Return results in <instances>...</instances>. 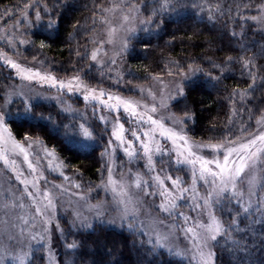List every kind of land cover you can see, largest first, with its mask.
Masks as SVG:
<instances>
[{"label": "trees", "instance_id": "1", "mask_svg": "<svg viewBox=\"0 0 264 264\" xmlns=\"http://www.w3.org/2000/svg\"><path fill=\"white\" fill-rule=\"evenodd\" d=\"M126 1L141 7L149 27L105 68L91 64L89 50L101 28L102 10L112 0H0V24L15 22L32 6L20 39L24 62L60 77L80 76L109 92L132 95L155 78L197 68L198 75L172 105L185 120L186 133L217 144L254 133L264 114V30L257 21L264 0H168L167 5L165 0ZM246 61H251L248 67ZM13 75L0 65V99L8 83L17 80ZM80 124L93 132V139L79 134ZM8 125L19 141L39 140L53 150L64 163L67 179L80 188L95 190L105 182L109 132L97 119L85 122L58 104L29 107L17 101L9 108ZM258 200L260 210L256 205L251 215L235 202L217 204L226 228L238 220L240 230L217 239L216 264H264V188ZM61 230L60 264H189L151 245L140 229L120 231L99 224L75 228L62 218ZM28 264H49L43 247L33 250Z\"/></svg>", "mask_w": 264, "mask_h": 264}, {"label": "rangeland", "instance_id": "2", "mask_svg": "<svg viewBox=\"0 0 264 264\" xmlns=\"http://www.w3.org/2000/svg\"><path fill=\"white\" fill-rule=\"evenodd\" d=\"M114 4H120L123 11L118 9L114 12H105L103 17V20L109 21L112 27L117 28V33L113 42H106L109 25L102 23L101 28L92 39V47L89 50L91 64L100 68L107 67L111 64L113 59L116 61L120 55L127 51L130 40L139 32L149 27V23H142V21L146 20L142 17L141 7L139 5L135 4L138 11H130L128 7L129 4H127L126 0H123V2H121V0H112L110 7ZM31 10L32 6L13 23L0 24V65L11 70L14 73L13 78L17 79L16 81L8 83L3 97L0 99V114L4 116V124L0 126V134L7 136V133L3 132V128L6 127L12 137L19 141L8 125L9 108L15 102L22 101L29 107L33 104L43 102L58 104L61 110L66 114L68 113L78 117L85 122L94 118L105 126L109 132L108 150L110 154L108 163L109 169L112 171L113 179L131 184L136 175L139 174L144 180L148 181L147 191L156 192L157 188L152 177L155 176L156 173H160L161 176L165 174L171 175L173 179L180 177L184 187L190 186L192 183V176L189 167L173 163L174 156H164L163 163H161L160 156H154L156 171L149 172L147 159L143 157L141 153L139 142H135L129 131H126L124 135L127 140L134 142L135 147L133 151L137 153L135 157L129 158L124 151L127 145L121 146L120 142L115 140L112 135V125L115 122L116 114L95 102L86 101L84 99L83 88L79 91L74 90L68 92L66 89L62 90L59 87H52L50 82L43 81L40 77L35 76V73L39 72L41 76L48 75L55 77L57 81L63 80L65 82L76 77L75 75L68 78L60 77L41 66L29 65L21 58L20 53L25 45L20 39L23 32V25H28L30 23L28 20ZM125 14L132 17V22L130 25H125L124 28H121V17ZM257 21L261 29L264 30V7ZM128 28L132 30H126ZM125 42L127 44L126 48L122 47ZM93 51H97V61L99 63L91 59V53ZM9 61H11V63H9ZM12 64H17L19 67L14 68ZM101 64L103 67H101ZM21 69H30L31 72L21 71ZM195 69L197 68H191L175 77L155 78L150 84L139 87L135 90L136 93L132 95L103 90L114 96L118 95L140 101L141 104L148 105L149 108L155 104L157 109L156 112H149L148 114L152 115L154 119L163 118V123L166 127L178 129L180 126L174 124L169 117L185 120L174 113L172 105L182 95L184 86L198 75V71H193ZM27 76H32L33 78L27 79L25 78ZM82 82L89 88H95L86 84L83 80ZM141 89L144 91H140ZM74 104H82V106L77 107ZM100 116L107 117V122L102 121ZM119 120L120 123L123 124L125 130H136L138 134L148 130L146 125L138 127L137 123L130 120L122 110ZM257 129L264 130V124L257 125L255 132ZM183 134L187 137L189 143L200 145L217 144L205 143L192 139L186 133L184 124ZM157 138L160 139L159 137ZM141 139H144V137L141 136ZM109 141H112V143L110 144ZM160 143L169 149L173 147L170 141L160 139ZM45 149L53 151L48 148ZM31 151L39 152V157L30 155V158L33 159L36 164L38 172L32 173L28 169V164L24 161L22 155L13 156L11 158L16 160V171H13L12 168L4 165L3 162L0 161V186L6 190L5 195H7L9 190L11 192H16L17 195L23 194L24 185L15 178L17 174L22 172L23 175L21 179L26 178L29 181L35 179L41 190H48L54 194L55 208L48 210L45 217L35 216V220L33 221L32 216L34 215V208L32 207V201L25 195L22 202L27 211L17 208L10 211L8 215L0 212V218L7 221L6 224L0 223V231H3V235L0 237V264H28L33 250L39 247H43L45 250L49 264H60V241L63 235L61 230L62 218L70 221L75 228L89 229L99 224L106 228H114L120 231L124 229H140L146 233L149 242L151 245H154V247L163 249L189 264H198L197 259L194 258L191 251L190 243L181 230L182 227L186 226L184 225V221L175 213L169 216L167 213L160 210L159 205L162 203V197L160 195H145L144 191L132 188L131 191L134 197L139 201L137 205L139 213L135 220H133L131 216H129L126 221L122 220V205L117 202L118 194L112 190L111 186L105 187L108 182L109 170L103 185L95 190H84L80 187H76L77 184L67 179L68 176L64 171V163L59 159L56 153H54L53 157L48 158L35 143ZM198 153L208 159L216 155L215 152L207 147L199 149ZM121 162L122 164L119 166ZM165 183L171 188V183L169 181H165ZM196 187L200 195L205 194L206 185H203L202 182H198ZM241 187L245 193H247V186L242 185ZM262 189L263 188L256 189L257 195L252 198V208H255L257 205L258 197ZM29 190L34 191L31 185H29ZM245 198L247 199V196H245ZM178 203L180 207L176 210V213L183 212L186 216L192 217L194 220L201 219L205 223L208 222L206 214L201 216L188 206L190 201L180 200ZM216 206L217 205L214 207L215 215L225 226L224 221L217 213ZM17 215L25 216L28 219V223L25 224L23 221L16 219ZM160 221H163V223H159ZM129 223L133 225L132 228L129 227ZM158 233L168 236L164 247H160L156 244ZM33 235L38 237L43 236L44 239L33 240L31 238ZM9 237H12V239ZM219 237L220 236H218L217 239ZM217 239L215 241H210L208 245L209 249L214 253V264H216L217 261L215 248Z\"/></svg>", "mask_w": 264, "mask_h": 264}, {"label": "snow or ice", "instance_id": "3", "mask_svg": "<svg viewBox=\"0 0 264 264\" xmlns=\"http://www.w3.org/2000/svg\"><path fill=\"white\" fill-rule=\"evenodd\" d=\"M123 2V0H121ZM168 0H165L167 5ZM130 11H138L134 4L128 5ZM121 10L120 4H114L108 9H103L105 12H114ZM37 19L39 14L37 13ZM253 19H256L255 17ZM121 28L125 25H130L132 17L125 14L121 17ZM101 23L109 25L107 32V43H112L117 33V28L112 27L111 23L107 20H102ZM142 23L148 24L150 21H142ZM131 31V28L126 29ZM103 43V42H101ZM43 46V45H42ZM126 48V42L122 45ZM91 59L97 61V51L91 53ZM98 62V61H97ZM11 63V61H9ZM99 63V62H98ZM111 63H115L113 59ZM251 61L245 62V67ZM14 68H18L19 65L12 64ZM101 67L103 65L101 64ZM21 71L31 72L30 69ZM193 71H199L195 69ZM35 76L40 77L43 81L50 82L52 87H59L60 89H66L68 92L74 90L79 91L83 88L84 99L89 102H95L102 107L108 109L110 112L116 114L115 122L112 125V135L115 140L120 142V145H127L124 148L125 153L129 158H133L137 155L133 148L135 147L133 141L127 140L124 133L129 131L130 135L134 138L135 142H139L141 153L143 157L147 159V167L149 172H155L154 156L161 157V163H163L164 156H174L173 163L177 165H185L189 167L192 176V183L188 187L183 186V181L180 177L173 179L171 175L165 174L161 176L160 173H156L152 177L156 192H148V181L144 180L139 174L136 175L134 181L131 184L123 181H117L113 179L112 171L109 169L108 182L105 187L111 186L112 190L118 194V204L122 205V220H128L129 216L133 220L136 219L139 209L137 207L139 201L134 197L131 189H140L144 191L145 195H160L162 197V203L159 205L160 210L167 213L169 216L174 213L177 214L183 221L185 227H182V231L185 237L188 239L191 251L194 258L197 259L198 264H214V253L209 249L208 245L210 241H215L218 236H227L230 238V232L232 230L239 231V221L233 220L232 225L229 228H225L223 222L215 215V205L221 203L224 200L235 202L241 206L244 213L251 215L250 209L252 208V198L257 195V188H264V130H259L252 133L248 137H237L236 139L229 140L226 143L220 144H208L200 145L195 143H189L187 137L183 134L184 121L176 118L169 117L174 124L179 125L177 128L166 127L163 123V118L154 119L149 112H156V105L153 104L151 108L148 105L141 104L140 101L125 98L122 96H114L103 89L89 88L83 84L79 76L73 77L70 81H57L55 77L43 75L39 72L35 73ZM32 79V76L25 77ZM255 77H253V80ZM140 91H144L141 89ZM154 98V97H153ZM70 110V109H66ZM121 110L123 113L137 123L138 127L147 126L148 130L142 131L138 134L136 130H125L122 123H120L119 117ZM190 118V117H189ZM102 121L107 122L108 118L100 116ZM258 125L264 124V116L256 121ZM4 124V116L0 114V126ZM3 132L7 133V136L0 134V161L4 165L12 168L16 171V160L11 157L16 155H22L25 162L28 164V169L32 173H37L38 169L31 156L39 157V152H32L33 144L35 143L40 147V150L45 153V156L51 158L54 156V151H49L43 148V142L36 140L32 141L29 138H25L24 142L15 140L8 129L3 128ZM79 134L86 139H93V132L84 124L79 125ZM141 136L144 139H141ZM164 141H170L173 147L171 149L166 148L160 143V139ZM179 142V143H178ZM111 144L112 141H109ZM207 147L216 153L211 159L205 158L198 153V150ZM110 154V153H109ZM22 172L16 175V179L24 185L23 194L17 195L16 192L10 190L5 195V191L0 186V212L5 215L14 209H25L23 204L24 196L26 195L32 201V207L34 208V215L32 220H35V216L45 217L46 213L50 209L55 208L54 194L48 190H41L35 179L32 181L21 179ZM165 181L171 183L169 188ZM198 182H202L206 185L205 194L200 195L199 190L196 187ZM29 185L34 191L29 190ZM247 186V193L241 187ZM58 187V186H54ZM79 187V185H76ZM247 196V199L245 198ZM188 200L190 201L189 207L199 215H207L208 222L205 223L201 219H193L186 216L183 212L176 213V210L180 207L178 201ZM260 201H257L256 210L259 211ZM27 211V209H25ZM247 218V217H245ZM16 219L23 221L27 224L28 219L25 216L17 215ZM0 223H7V221L0 218ZM159 223H163L160 221ZM129 227L133 225L129 223ZM3 231H0V237H2ZM12 239V237H9ZM33 240H43V236L33 235ZM168 236L164 234H157L156 244L160 247L165 246ZM75 245H69L74 247ZM180 254V253H177Z\"/></svg>", "mask_w": 264, "mask_h": 264}]
</instances>
